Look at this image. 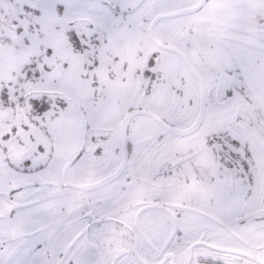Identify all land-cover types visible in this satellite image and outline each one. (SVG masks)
<instances>
[{
    "label": "snow or ice",
    "instance_id": "1",
    "mask_svg": "<svg viewBox=\"0 0 264 264\" xmlns=\"http://www.w3.org/2000/svg\"><path fill=\"white\" fill-rule=\"evenodd\" d=\"M0 264H264V0H0Z\"/></svg>",
    "mask_w": 264,
    "mask_h": 264
}]
</instances>
